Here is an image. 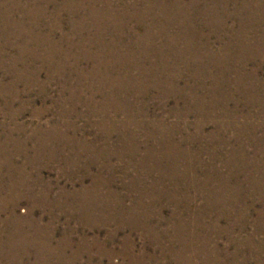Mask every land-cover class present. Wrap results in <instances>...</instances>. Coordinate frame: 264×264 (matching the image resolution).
<instances>
[{"label":"rangeland","instance_id":"1","mask_svg":"<svg viewBox=\"0 0 264 264\" xmlns=\"http://www.w3.org/2000/svg\"><path fill=\"white\" fill-rule=\"evenodd\" d=\"M263 5L0 0V264H264Z\"/></svg>","mask_w":264,"mask_h":264},{"label":"bare ground","instance_id":"2","mask_svg":"<svg viewBox=\"0 0 264 264\" xmlns=\"http://www.w3.org/2000/svg\"><path fill=\"white\" fill-rule=\"evenodd\" d=\"M264 6V5H263ZM122 7V6H121ZM263 11H264V9H263ZM191 25V24H190ZM262 35V34H261ZM254 43V42H253ZM256 43V42H255ZM50 55H51V53H50ZM72 72V71H71ZM70 72V73H71ZM75 73V72H74ZM59 75V74H58ZM60 76V75H59ZM203 99V98H202ZM104 210V209H103ZM24 243L25 245H23L24 246V249L26 250V247H27V249H28V251H30V249H33L35 252H36V254L39 256V252H41V250H42V254H47V248L46 247H43L44 245L42 244V243H38L37 244V247H36V245L34 246V244H32L31 242L29 243L27 240H26V238H22V237H19L13 244H14V246H16V248L19 246V245H21V243ZM60 246V245H59ZM21 248V247H20ZM262 248V247H261ZM19 249V248H18ZM33 251V252H34ZM79 253V252H78ZM203 256V255H202ZM37 261V260H36ZM15 263V262H14ZM16 264H20V263H16ZM34 264H38V262H35Z\"/></svg>","mask_w":264,"mask_h":264}]
</instances>
